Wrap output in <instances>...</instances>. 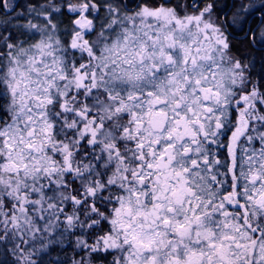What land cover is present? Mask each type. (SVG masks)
Returning <instances> with one entry per match:
<instances>
[{
	"label": "snow or ice",
	"instance_id": "6c2138e0",
	"mask_svg": "<svg viewBox=\"0 0 264 264\" xmlns=\"http://www.w3.org/2000/svg\"><path fill=\"white\" fill-rule=\"evenodd\" d=\"M0 264H264V0H0Z\"/></svg>",
	"mask_w": 264,
	"mask_h": 264
}]
</instances>
